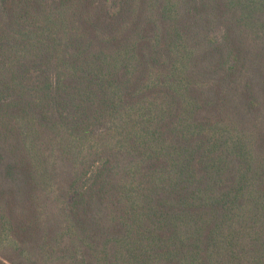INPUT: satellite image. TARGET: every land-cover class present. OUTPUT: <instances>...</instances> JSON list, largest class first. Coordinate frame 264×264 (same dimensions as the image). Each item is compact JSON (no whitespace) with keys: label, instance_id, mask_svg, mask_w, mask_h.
I'll return each mask as SVG.
<instances>
[{"label":"trees","instance_id":"trees-1","mask_svg":"<svg viewBox=\"0 0 264 264\" xmlns=\"http://www.w3.org/2000/svg\"><path fill=\"white\" fill-rule=\"evenodd\" d=\"M0 264H264V0H0Z\"/></svg>","mask_w":264,"mask_h":264}]
</instances>
